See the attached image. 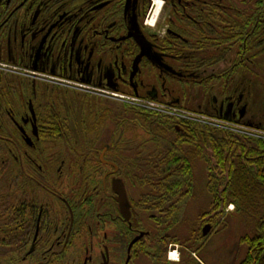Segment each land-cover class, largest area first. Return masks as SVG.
Returning a JSON list of instances; mask_svg holds the SVG:
<instances>
[{
  "label": "flooded vegetation",
  "instance_id": "obj_1",
  "mask_svg": "<svg viewBox=\"0 0 264 264\" xmlns=\"http://www.w3.org/2000/svg\"><path fill=\"white\" fill-rule=\"evenodd\" d=\"M242 32L257 39L240 44ZM260 32L264 0H0V64L13 65L0 69V264H201L196 236L221 231L191 210L197 182L192 198L173 185L185 172L173 161L188 157L171 152L196 150V178L201 145L180 137L188 120L122 98L234 121L264 114V69L247 54L262 51L264 65ZM206 33L232 34L233 50L219 40L207 57ZM250 225L246 244L213 251L262 263L264 235Z\"/></svg>",
  "mask_w": 264,
  "mask_h": 264
},
{
  "label": "trees",
  "instance_id": "obj_2",
  "mask_svg": "<svg viewBox=\"0 0 264 264\" xmlns=\"http://www.w3.org/2000/svg\"><path fill=\"white\" fill-rule=\"evenodd\" d=\"M260 34L262 37L264 36L262 32ZM256 39L257 35L255 33L242 32L238 34L237 41L241 44L247 40L248 44H253ZM219 40L220 47H225V56H228L231 50H233V47L230 45L234 42L232 34H225L222 37H219L218 33L201 34V49L202 51H206L207 57L209 55L207 48L215 49L213 48L214 42ZM247 54L252 60L257 55H260L259 62L251 64L255 68L253 72L260 71V74H262V51L259 53L252 51ZM242 65L238 64V67L240 68ZM207 114L217 116V113L213 112ZM243 121L251 122L255 126L264 127V118L263 120L257 118L251 120L243 119ZM187 124L190 133L188 135H181L180 137L190 138L192 142L196 141L201 145V161L206 165V186H208L212 196L209 207L201 210V223L214 224L219 227V231L231 229L230 225L233 215L225 214V209L227 204L233 202L236 204L235 214L238 220L243 225H246L247 221L250 224L253 222V225L260 229V234L264 235V223L260 224V226L257 224L258 220L260 222L264 221V139L247 138L190 121H187ZM192 142L190 146L193 144ZM190 151L186 154L179 152L177 149L171 151L182 158L188 157L185 161H173L175 170L180 169L179 166H176V163L180 162V166L183 165L185 172H183L184 175L174 174L172 182L174 186L187 183L192 198L196 180L192 174V169H189V165H191L194 159L193 154L196 153V150ZM163 181L165 183V178H163ZM246 235L248 233H244L239 238L241 244H246ZM208 236H204L201 233L196 236L197 241L201 242L204 254L208 252L211 246V242H208L211 236ZM192 241L187 240V242ZM259 260L262 261L260 264H264V259ZM245 262L247 263V261ZM245 262L242 264H245Z\"/></svg>",
  "mask_w": 264,
  "mask_h": 264
},
{
  "label": "rangeland",
  "instance_id": "obj_3",
  "mask_svg": "<svg viewBox=\"0 0 264 264\" xmlns=\"http://www.w3.org/2000/svg\"><path fill=\"white\" fill-rule=\"evenodd\" d=\"M156 18V16L154 17ZM263 69H264V65H263ZM264 81V79L262 80ZM262 94H259L258 96V106L260 107L262 105H264V84L262 87ZM127 105H131L128 103H125ZM89 106V104L85 101H83L82 98H79L77 103L75 104V109L77 112V116H78V122H81V118L83 117L84 113L86 112L87 107ZM256 108V107H255ZM261 111V109H259ZM73 112V113H76ZM255 114V113H254ZM257 118V119H262L264 118V114L259 113V114H255V116L253 117ZM130 135H132V133H130ZM199 168L197 171V177L195 178L197 185L199 188L197 189V202L198 204L200 203V206L195 208H192L191 210L194 212L198 211V208L202 209H206L209 207V205L211 204V200H212V196L211 193L209 192L208 186H206V165L203 161H201V163H199ZM232 207V206H231ZM234 207V206H233ZM230 212V215L232 216L231 219V229L228 232H220L217 235H213V237H210V240H208V242H211V246L208 249V252L204 254V256H201V264H231L232 260H236L235 258L231 257V255H229V253L226 252H221V249H219V251H213L214 249H216L217 247L221 246L222 244L226 246V244H228V242L230 240H234L237 239V242H239V238L243 236V234H247L249 232V228H250V223L247 221L246 225H243L237 218L235 212L236 210H234L232 208ZM194 218V216L192 215L190 217V220H192ZM212 231V230H211ZM210 231V232H211ZM231 232V233H229ZM205 257V258H204ZM227 257V258H225ZM245 258V254L244 253H238V258H237V263L239 264L241 262L242 259ZM175 259V258H174Z\"/></svg>",
  "mask_w": 264,
  "mask_h": 264
},
{
  "label": "built area",
  "instance_id": "obj_4",
  "mask_svg": "<svg viewBox=\"0 0 264 264\" xmlns=\"http://www.w3.org/2000/svg\"><path fill=\"white\" fill-rule=\"evenodd\" d=\"M139 102H141V101H139ZM144 105L147 106L148 108H151V109L164 110L163 107H161L160 105H158V104H156L154 102H145ZM169 113L174 114V115H179L182 118L188 117V118H190L192 120H196V121H200V122L208 121L206 117H203V116H200V115H195V114L188 115L187 113H183V112L180 113L178 110H174V109H170ZM210 124L216 125V126H220V127L221 126H225V125H222V123L219 120H210ZM250 134H253L255 136L260 137V135L263 134V133L260 132V131H254V132H252Z\"/></svg>",
  "mask_w": 264,
  "mask_h": 264
},
{
  "label": "water",
  "instance_id": "obj_5",
  "mask_svg": "<svg viewBox=\"0 0 264 264\" xmlns=\"http://www.w3.org/2000/svg\"><path fill=\"white\" fill-rule=\"evenodd\" d=\"M225 117L227 118H230L231 115L229 113H225L224 115ZM212 229V226L210 224L206 225L204 228H203V235L206 236L209 234V232L211 231Z\"/></svg>",
  "mask_w": 264,
  "mask_h": 264
},
{
  "label": "bare ground",
  "instance_id": "obj_6",
  "mask_svg": "<svg viewBox=\"0 0 264 264\" xmlns=\"http://www.w3.org/2000/svg\"><path fill=\"white\" fill-rule=\"evenodd\" d=\"M177 257H178V255H177ZM173 258H176V256H173Z\"/></svg>",
  "mask_w": 264,
  "mask_h": 264
}]
</instances>
